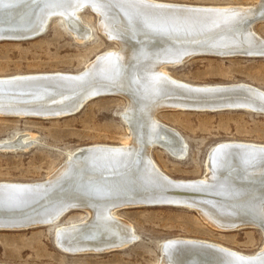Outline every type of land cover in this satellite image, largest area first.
Listing matches in <instances>:
<instances>
[{
    "label": "bare ground",
    "instance_id": "6f19581e",
    "mask_svg": "<svg viewBox=\"0 0 264 264\" xmlns=\"http://www.w3.org/2000/svg\"><path fill=\"white\" fill-rule=\"evenodd\" d=\"M85 9L96 14L98 30L119 47L96 54L76 72L0 76V116L58 118L98 96H120L127 102L121 117L130 135L119 144L69 151L43 180L0 181V230L47 226L83 210L86 218L56 226L54 243L69 254L104 253L138 240L120 210L169 205L196 211L219 231L258 228L264 234V143H215L207 151L204 174L196 178L170 177L151 156L153 146L175 158L187 153L182 135L156 117L161 110L264 114L260 87L242 81L190 83L169 72L195 56L264 58V37L254 29L264 23V0L251 5L0 0V41L37 37L54 17L63 19L77 41L88 40L91 28L80 18ZM33 142L27 136L1 139L0 149H27ZM160 254L159 264H264V242L246 253L175 236L161 242Z\"/></svg>",
    "mask_w": 264,
    "mask_h": 264
},
{
    "label": "rangeland",
    "instance_id": "374dc122",
    "mask_svg": "<svg viewBox=\"0 0 264 264\" xmlns=\"http://www.w3.org/2000/svg\"><path fill=\"white\" fill-rule=\"evenodd\" d=\"M201 5L255 4L257 0H160ZM92 36L77 41L63 19L54 17L46 30L25 40L0 41V76L38 72L80 71L96 54L117 49L98 30L97 16L85 9L80 13ZM264 37V23L254 25ZM170 74L197 84L247 82L264 89V58L195 56ZM126 100L120 96H98L77 113L58 118L0 116V140L27 136L34 142L27 149H0V181L43 180L64 163L67 153L93 143L119 144L127 140L129 126L121 117ZM156 117L176 129L187 144L183 158H175L160 146L151 156L158 167L173 178H196L205 172L208 149L219 141L242 140L264 143V114L241 109L223 111L161 110ZM83 210L70 211L47 226L0 230V263L3 264H159L160 244L175 237L211 240L238 251L252 253L262 246L260 229L219 231L200 215L181 206H142L119 211L138 235V240L120 250L104 253L69 254L54 243L60 223L86 218Z\"/></svg>",
    "mask_w": 264,
    "mask_h": 264
},
{
    "label": "water",
    "instance_id": "95a60500",
    "mask_svg": "<svg viewBox=\"0 0 264 264\" xmlns=\"http://www.w3.org/2000/svg\"><path fill=\"white\" fill-rule=\"evenodd\" d=\"M12 189H10V191H11ZM15 190V189H14ZM15 191H18V190H15ZM21 191H23V190H20V191H18V193H21Z\"/></svg>",
    "mask_w": 264,
    "mask_h": 264
}]
</instances>
